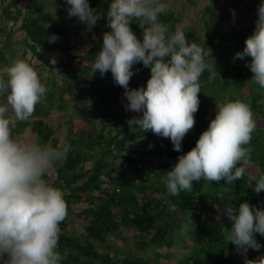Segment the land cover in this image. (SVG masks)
<instances>
[{
	"label": "trees",
	"instance_id": "trees-1",
	"mask_svg": "<svg viewBox=\"0 0 264 264\" xmlns=\"http://www.w3.org/2000/svg\"><path fill=\"white\" fill-rule=\"evenodd\" d=\"M226 1V14L220 18L236 16L227 31L232 56L221 65L214 56L216 31L204 37L196 22L170 3L161 16L170 31L182 28L190 40L208 47L219 73L202 74L195 124L177 151L169 138L151 130L131 131L127 119L140 113L125 110L123 87L113 81L110 70L104 76L99 71L91 74L103 32L110 30L109 0H89L99 17L94 25L69 18L65 0H0V75L7 77L4 63L23 58L47 88L30 119L18 121L13 134L22 135L30 128L34 141L67 149L45 176L63 190L67 204L58 242L62 264H244L243 254L227 241L231 221L222 209L227 202L238 207L242 200L264 207V190L256 193L248 187L246 176L234 183L201 179L190 191L171 195L161 179L181 152L195 145L214 118L215 106L229 99L251 106L256 127L248 168L254 174L264 173V88L251 79L244 59H233L254 29L259 0ZM204 22L208 27L212 22L207 11ZM131 27L142 38L139 21L131 22ZM53 33L58 39L49 42L47 35ZM56 49L62 58L44 55ZM8 50L10 58L5 56ZM134 68L130 87L145 85L150 69L142 62ZM255 235L264 245V236ZM137 239L144 249L133 246ZM261 254L264 246L249 249L247 257Z\"/></svg>",
	"mask_w": 264,
	"mask_h": 264
},
{
	"label": "clouds",
	"instance_id": "clouds-1",
	"mask_svg": "<svg viewBox=\"0 0 264 264\" xmlns=\"http://www.w3.org/2000/svg\"><path fill=\"white\" fill-rule=\"evenodd\" d=\"M68 17L94 25L97 15L89 0H65ZM169 0H109L107 26L102 44L94 55L91 74L104 76L122 86L125 110L140 115L127 119L131 131L151 130L169 138L175 150L194 126L202 91L201 76L219 74L215 58L204 44L190 40L186 32L174 31L162 22ZM234 11V10H233ZM139 21L142 38L131 27ZM49 23L45 25V29ZM49 42L58 36L47 35ZM244 59L253 79L264 88V0L257 5V19L242 50L234 54ZM250 58V59H248ZM150 69L145 85L130 87L129 81L141 63ZM0 75V264H62L58 248L60 222L67 215L64 192L45 178L67 149L21 138L13 134L18 121H27L47 88L38 71L23 58H16ZM256 127L251 106L229 99L215 106V116L187 152L161 179L171 195L190 191L194 182L234 183L240 178L256 193L264 190V173L249 172L250 141ZM151 147V145H150ZM222 215L231 221L230 241L243 254L244 264H264V254L249 259V249L262 246L256 233L264 236V207L247 200L224 203ZM190 226L192 220L190 218Z\"/></svg>",
	"mask_w": 264,
	"mask_h": 264
},
{
	"label": "rangeland",
	"instance_id": "rangeland-1",
	"mask_svg": "<svg viewBox=\"0 0 264 264\" xmlns=\"http://www.w3.org/2000/svg\"><path fill=\"white\" fill-rule=\"evenodd\" d=\"M169 3L178 9H181L189 17V20L196 22L200 30L203 32V36H207L211 31H216L217 34L214 35V41L216 43V53L214 54L215 58L218 60L219 64H225L226 60L232 56V43L229 40L227 31L230 29L231 25L235 21V14H227L225 19H221L220 15L226 14L224 6L228 5L229 2L226 0H169ZM211 10H207V8ZM1 9V3H0ZM204 11H207V17L212 21L211 25L208 27L204 22ZM2 41H0V45ZM17 44V43H16ZM21 52V50H20ZM47 58L50 59H60L63 57V53L60 51L53 50L44 53ZM7 58L12 57L11 52L8 50L5 53ZM13 62L12 58L9 63L3 64V70H6L8 66ZM89 105H93L92 101H88ZM21 138L34 140L35 135L30 128H28L22 135H19ZM131 241L134 242L135 237H129ZM141 238V237H138ZM133 246L139 247V249H144L146 246L137 239L136 244Z\"/></svg>",
	"mask_w": 264,
	"mask_h": 264
}]
</instances>
